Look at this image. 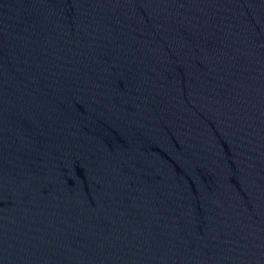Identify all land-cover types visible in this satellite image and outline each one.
<instances>
[{"label":"water","instance_id":"1","mask_svg":"<svg viewBox=\"0 0 264 264\" xmlns=\"http://www.w3.org/2000/svg\"><path fill=\"white\" fill-rule=\"evenodd\" d=\"M0 264H264V0H0Z\"/></svg>","mask_w":264,"mask_h":264}]
</instances>
